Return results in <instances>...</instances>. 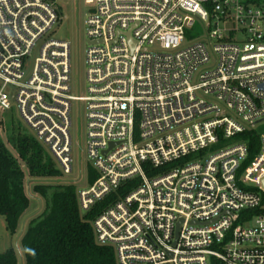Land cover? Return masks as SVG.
<instances>
[{
	"label": "built area",
	"instance_id": "built-area-1",
	"mask_svg": "<svg viewBox=\"0 0 264 264\" xmlns=\"http://www.w3.org/2000/svg\"><path fill=\"white\" fill-rule=\"evenodd\" d=\"M84 2L91 11L82 96L80 82L72 84L69 41H46L31 73L24 70L63 19L57 0H0V112L16 106L69 177L72 111L80 120L85 108L98 178L78 191L84 213L140 179L93 223L97 244L114 247L117 264H264V134L240 178L250 151L236 140L264 121V7L245 0ZM195 20L215 29L184 44ZM227 140L234 143L202 161ZM144 164L170 168L149 177Z\"/></svg>",
	"mask_w": 264,
	"mask_h": 264
},
{
	"label": "trees",
	"instance_id": "trees-1",
	"mask_svg": "<svg viewBox=\"0 0 264 264\" xmlns=\"http://www.w3.org/2000/svg\"><path fill=\"white\" fill-rule=\"evenodd\" d=\"M245 1L257 5L264 2ZM9 128L11 134L8 142L17 155L0 137V216L5 217L7 231L15 237L22 229L21 220L29 211L32 201L26 192L27 179L52 180L63 175L55 160L34 137L22 134L15 129L14 124ZM238 139L248 144L250 154L257 152L259 138L256 132L248 131L237 136ZM144 167L149 177L170 168L156 170L150 164H144ZM97 178V174L91 177L90 183L93 184ZM139 184L140 179L125 183L117 192L84 213L79 207L75 184L37 183L34 192L44 201V209L27 222L20 239L24 264H117L115 249L97 244L93 223L107 208ZM259 211L253 210L250 213L256 214ZM21 262L15 248L0 253V264Z\"/></svg>",
	"mask_w": 264,
	"mask_h": 264
},
{
	"label": "rangeland",
	"instance_id": "rangeland-1",
	"mask_svg": "<svg viewBox=\"0 0 264 264\" xmlns=\"http://www.w3.org/2000/svg\"><path fill=\"white\" fill-rule=\"evenodd\" d=\"M57 3L60 7L62 13V21L56 25L45 37L42 39L38 46L34 49L33 53L26 58L24 70L27 74L31 73L35 60L40 56L41 46L48 40H59V41H69L71 43V66H72V84L77 86L80 82L81 88L80 93L82 96L86 95L87 90V66H86V49H87V38H86V28L85 20L86 16L91 11V7L86 5L84 0H57ZM261 7H264V2L259 4ZM186 40L184 44L191 43L197 40H204L207 34L214 30L215 28L207 30L206 24L201 23L199 20H195V24L192 28H186ZM245 34L239 35V41L245 40ZM215 43L214 40H212ZM79 81V82H78ZM81 120V122H80ZM79 120L78 113L75 108L72 111V129L71 134L73 138V156H74V173L69 177L58 176L52 180H35L27 179L26 182V192L31 197L30 209L23 219L21 220V227L35 216H37L44 209V201L37 196L34 192V187L37 183L47 182L51 184L56 183H72L77 186V199L78 191L81 188L90 187V178L98 173L93 168V162L88 156V146H87V134H86V117H85V108H82L81 117ZM14 124L15 129L20 130L22 134L30 135L35 138L37 142L41 145V141L38 139L36 134L23 122L17 107L15 106L12 111L1 113L0 112V137L7 144V147L15 154L16 151L8 142V137L11 134L9 131V126ZM138 125V121H137ZM254 132L258 135V150L256 153H251L246 162L243 164V167L240 172H238L237 177H241V173L246 167L252 164V162L257 158L259 148H260V136L264 134V121L260 122L254 129ZM139 136V130L137 132ZM234 143V140L221 141L219 144L215 145L212 149L205 152L203 155V162L210 155L220 151L221 149ZM49 156H52L50 150L46 145H42ZM199 156L192 157V160H199ZM53 160H55L53 158ZM56 162V160H55ZM58 165V164H57ZM152 168V167H151ZM95 173V174H94ZM241 186V185H240ZM259 194L264 198L262 191H258ZM42 202V207L41 203ZM79 203V202H78ZM25 224V227H26ZM22 230V229H21ZM25 231V229H24ZM21 232V231H20ZM20 234V233H19ZM24 234V233H23ZM22 237V236H21ZM19 235L13 237L7 231L6 219L3 216H0V253H5L11 248H15L20 256L23 258V252L20 247ZM19 238L18 247L16 246V241ZM114 248V247H113ZM117 259V255H116Z\"/></svg>",
	"mask_w": 264,
	"mask_h": 264
},
{
	"label": "water",
	"instance_id": "water-1",
	"mask_svg": "<svg viewBox=\"0 0 264 264\" xmlns=\"http://www.w3.org/2000/svg\"><path fill=\"white\" fill-rule=\"evenodd\" d=\"M129 37H130V39H131V35L129 34ZM262 88H264V86H262ZM263 189H264V180H263ZM40 203H41V207H42V202H41V200H40ZM182 222V221H181ZM26 224V223H25ZM25 224L23 225V227H22V230H21V232H20V234H19V238L23 235V233H24V229H25ZM179 227H180V224L177 226V231H176V236H178V233H179ZM19 238H18V240L16 241V246L18 247V242H19ZM21 264H24V261H23V258H22V262H21Z\"/></svg>",
	"mask_w": 264,
	"mask_h": 264
}]
</instances>
